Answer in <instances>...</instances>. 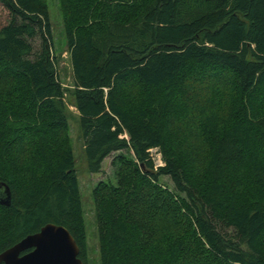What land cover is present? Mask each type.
I'll return each mask as SVG.
<instances>
[{
    "label": "trees",
    "instance_id": "trees-1",
    "mask_svg": "<svg viewBox=\"0 0 264 264\" xmlns=\"http://www.w3.org/2000/svg\"><path fill=\"white\" fill-rule=\"evenodd\" d=\"M0 7V182L10 191L0 253L54 224L88 264L47 5ZM60 9L88 172L115 154L114 180L91 191L99 264H264V0H63ZM204 86L213 97L197 101Z\"/></svg>",
    "mask_w": 264,
    "mask_h": 264
},
{
    "label": "rangeland",
    "instance_id": "rangeland-1",
    "mask_svg": "<svg viewBox=\"0 0 264 264\" xmlns=\"http://www.w3.org/2000/svg\"><path fill=\"white\" fill-rule=\"evenodd\" d=\"M47 5L49 18L52 26V44H53V54L56 59L57 74L62 88L64 89V102L69 111V120H68V141L72 149L74 159H75V168L77 171V177L80 184L81 192V201H82V210H83V219L86 230V246H87V260L88 264H99L98 260V246H97V223L95 219L93 201L91 191L97 182L114 180V167L111 165V160L115 154L110 155L104 159L102 163V170L99 174H90L87 170V164L83 155V145L82 140L79 134V123L77 112L74 107L71 106L70 102V91L73 89V77L71 71V65L69 61V55L67 51V46L65 42L63 24L61 17V3L63 0H44ZM8 19L7 12L0 7V27L3 26ZM34 48H37L38 40L32 41ZM196 90V88L194 87ZM202 90V89H201ZM206 87L204 86V91H195L194 97L197 101H201L205 98L210 97V91L205 92ZM210 90V89H209ZM204 92V93H202ZM206 94V95H205ZM218 97V96H216ZM215 97V98H216ZM225 96H222V101H224ZM186 129V133L189 134L188 137H191V145L194 142V146H197L199 153L203 152V146L199 145L195 140L196 134L194 133V127L189 125ZM160 153V151L158 150ZM158 152L152 151L150 153V160L154 164H158V159L160 155ZM127 154L126 152H124ZM127 156L132 158V154L128 153ZM162 158V157H161ZM153 164V165H154ZM161 189L166 191H172V184L167 177H161L156 183Z\"/></svg>",
    "mask_w": 264,
    "mask_h": 264
},
{
    "label": "water",
    "instance_id": "water-1",
    "mask_svg": "<svg viewBox=\"0 0 264 264\" xmlns=\"http://www.w3.org/2000/svg\"><path fill=\"white\" fill-rule=\"evenodd\" d=\"M10 191L0 182V205L9 206ZM79 249L62 226L46 224L0 253V264H82Z\"/></svg>",
    "mask_w": 264,
    "mask_h": 264
},
{
    "label": "built area",
    "instance_id": "built-area-1",
    "mask_svg": "<svg viewBox=\"0 0 264 264\" xmlns=\"http://www.w3.org/2000/svg\"><path fill=\"white\" fill-rule=\"evenodd\" d=\"M156 151V152H158V149L157 148H154V149H149L148 150V154H149V157H150V153L152 152V151ZM158 155H160V153L158 152ZM158 164H154V162H153V166H154V169H156L157 167H160V166H163V161H162V158L159 156V159H158Z\"/></svg>",
    "mask_w": 264,
    "mask_h": 264
}]
</instances>
